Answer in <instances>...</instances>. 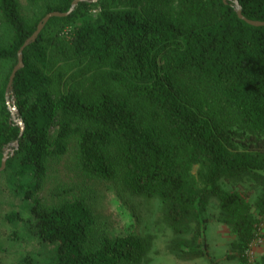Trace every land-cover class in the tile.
Returning <instances> with one entry per match:
<instances>
[{
  "label": "trees",
  "instance_id": "1",
  "mask_svg": "<svg viewBox=\"0 0 264 264\" xmlns=\"http://www.w3.org/2000/svg\"><path fill=\"white\" fill-rule=\"evenodd\" d=\"M72 1L32 0L38 11L27 17L17 0H0V164L13 150L0 190L21 195L29 211L6 220L27 222L50 246L46 264H141L147 242L98 230L81 198L35 197L48 160L74 139L86 174L160 201L172 254L209 259L205 211L214 202L233 235L225 257L252 264L264 211V24L238 17L232 0H79L22 49L9 98L21 129L5 97L17 50L45 13ZM237 1L264 21V0Z\"/></svg>",
  "mask_w": 264,
  "mask_h": 264
},
{
  "label": "rangeland",
  "instance_id": "2",
  "mask_svg": "<svg viewBox=\"0 0 264 264\" xmlns=\"http://www.w3.org/2000/svg\"><path fill=\"white\" fill-rule=\"evenodd\" d=\"M17 1L24 16L29 17L38 11V5L32 0ZM5 33L0 21V38ZM9 104L13 105L14 100ZM249 188L253 192L251 185ZM257 195L254 190L251 198L254 204ZM35 197L46 203L81 198L93 211L98 230L114 236L134 233L147 242L148 250L141 264H238L235 259L225 257L232 252L230 242L233 235L227 225L215 218L216 203L211 202L205 211L209 259L203 256L181 259L167 248L175 235L161 218L160 201L155 197L133 194L116 181L86 174L78 164L74 139L69 141L61 156L48 160L42 188ZM10 210L20 211L25 217L29 213L27 201L21 195L0 190V264H46L50 246L37 240L27 222L6 220L5 214ZM257 226L259 236L248 249L252 264L264 254V211L258 215Z\"/></svg>",
  "mask_w": 264,
  "mask_h": 264
},
{
  "label": "water",
  "instance_id": "3",
  "mask_svg": "<svg viewBox=\"0 0 264 264\" xmlns=\"http://www.w3.org/2000/svg\"><path fill=\"white\" fill-rule=\"evenodd\" d=\"M77 1H79V0H73L71 2V5H70V7H69V9L67 11H63L62 12V11L52 10V11H49V12L45 13L40 18V20L37 22L36 28L34 29V31L24 40V42L21 44V46L17 50V61L14 64V66L12 67V70L10 72V75H9V78H8V82H7V85H6V89H5V97L7 99L8 107L11 110L12 119L16 123H18L20 125L21 129L23 128V122H22L21 118L18 117L17 111H16V108H15L14 104L13 105L9 104V101H10L9 98L12 97V80H13V76H14L15 72L17 71V69L22 66V49L36 39L37 35L39 34L41 29L43 28V26L45 25V23L47 22V20L51 16H64V15H67L74 8V6L77 3ZM224 1H226V0H224ZM232 1H233L234 9H235L238 17L242 18L243 20H245L246 22H248V23H250L252 25H262V24H264V21L252 20V19H249V18L245 17L241 13V8H240V5H239L238 1L237 0H232ZM11 145L17 146V141L14 140L13 142L10 143V146ZM9 150L11 152L13 151L12 148H10V149L5 148L4 149L3 156H2V159H1V164H0V170L5 166V160H6L7 156H8V151Z\"/></svg>",
  "mask_w": 264,
  "mask_h": 264
}]
</instances>
